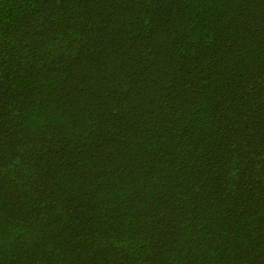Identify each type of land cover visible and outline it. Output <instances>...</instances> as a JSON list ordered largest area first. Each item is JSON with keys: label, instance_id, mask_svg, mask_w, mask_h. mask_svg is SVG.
Here are the masks:
<instances>
[{"label": "trees", "instance_id": "1", "mask_svg": "<svg viewBox=\"0 0 264 264\" xmlns=\"http://www.w3.org/2000/svg\"><path fill=\"white\" fill-rule=\"evenodd\" d=\"M0 264H264V0H0Z\"/></svg>", "mask_w": 264, "mask_h": 264}]
</instances>
